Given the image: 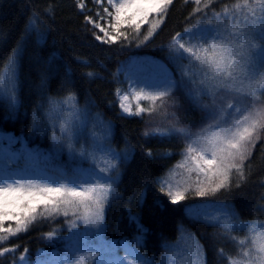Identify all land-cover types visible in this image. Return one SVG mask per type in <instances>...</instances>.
Returning a JSON list of instances; mask_svg holds the SVG:
<instances>
[{"label": "snow or ice", "instance_id": "snow-or-ice-1", "mask_svg": "<svg viewBox=\"0 0 264 264\" xmlns=\"http://www.w3.org/2000/svg\"><path fill=\"white\" fill-rule=\"evenodd\" d=\"M192 2L196 6L194 12L203 13V18L171 38L168 59L175 73L166 65L148 62L152 69L148 76L128 77L127 92L116 89L122 115L161 118L160 124L143 133L145 138L177 137L191 141L181 153L183 162L177 165L186 171L187 179L175 184L168 178L158 181L160 192L173 205L188 199L190 193L214 197L222 191L240 188L252 174L253 151L264 139V0H237L231 7L225 3L222 11L212 12L211 16L204 9L213 0ZM93 3L103 9V15L98 11L96 19L85 16L86 23L98 30L99 34L93 33L96 41L125 47L133 42L131 34L140 47L161 28L174 0H106L107 6L105 0ZM78 7L83 10L85 6L79 3ZM32 30H36L35 19L26 29ZM21 54L18 46L9 57L10 63H5V71L0 73V100H7L13 113L21 105L18 95ZM55 58V54L50 56L49 63ZM81 63L87 65L88 61ZM68 76L71 77L70 70ZM85 76L94 79L98 74L89 71ZM44 86L42 82L41 87ZM177 92H182L203 113L206 123L196 132L177 126L180 121L174 111L170 112L175 104H169V98ZM130 94L137 101L135 110L128 103ZM140 101H147L148 107H143ZM93 107L95 103L89 99L81 108L73 92L61 99L47 97L36 105L32 130L37 134L51 131L52 149L28 148L20 141L22 149L10 153L0 165V258L17 251L16 246H7L11 240L38 223H55L63 217L71 239L60 237L55 228L43 237L53 245L63 241V253H57L55 264H155L154 258L139 251L146 246L148 229L138 216L129 217L137 231L132 242L105 238V212L113 201L121 198L117 191L121 165L132 158L133 152L112 147L111 121L106 122L100 113L94 114ZM169 120L176 123L163 124ZM5 135L0 131V147ZM18 139L9 136V147ZM64 152L76 162L70 169L52 163L53 155L58 157ZM147 155L153 153L149 150ZM161 155L167 158L172 153ZM261 155L264 156V145ZM21 160L25 164L23 169L11 168V164H19ZM85 162L87 167L83 166ZM142 203L143 194L141 206ZM158 204L164 206L163 202ZM186 214L222 229L221 235L233 242L235 254L218 249L226 264H264V221L242 220L231 203H221L212 214ZM177 230L180 233L177 243L162 239L160 247L165 254L160 264H206L203 246L194 235L182 224ZM233 232L245 235L237 239ZM121 250L125 253L123 257L118 255ZM27 251L24 249L25 254ZM16 264L30 262L26 255H21ZM37 264L53 262L40 260Z\"/></svg>", "mask_w": 264, "mask_h": 264}, {"label": "trees", "instance_id": "trees-1", "mask_svg": "<svg viewBox=\"0 0 264 264\" xmlns=\"http://www.w3.org/2000/svg\"><path fill=\"white\" fill-rule=\"evenodd\" d=\"M236 2L213 0L204 11L211 16L212 12L222 11L225 3L231 7ZM79 3L85 5V10L78 7ZM92 7V0H0V73L5 71V63H10L9 57L14 50L18 46L22 49V54L18 56V95L21 105L18 112L13 113L7 100H0V130L23 136L30 145L50 151L51 131L37 134L32 130V113L36 105L47 97L61 99L69 92L76 94L81 108L91 99L95 103L92 112L100 113L106 122L111 121L114 129L112 147L117 150L131 149L133 152L132 158L121 171L117 187L121 198L113 201L105 212V238L132 242L137 231L129 217L138 216L140 223L148 229L146 246L139 248V251L154 258L155 264H160V258L165 254L160 247L162 239L177 243L180 237L177 226L182 224L203 246L206 264H226L218 255V249L223 248L226 253L235 254L233 242L221 235L222 229L189 218L186 208L199 201L211 203L214 208H218L221 203H231L242 220L264 221V199H261L264 196V156L261 155L264 139L257 143L253 151L252 174L240 188L234 187L227 193L222 191L214 197H196L190 193L188 199L173 205L160 192L158 181L161 178L179 182L187 179L186 171L177 165L184 160L181 153L188 139L145 138L143 133L160 124L161 118L156 115H145L143 119L122 115L116 96V89L122 83L117 70L132 55H151L164 61L175 73L168 59L171 38L176 32H183L184 28L193 27L201 21L203 13L194 12L196 6L192 0H174L161 28L149 41L137 47L139 41L130 34L129 38L133 42L121 47L119 44L106 45L95 40V29L85 21V16L92 14L88 10ZM33 19L36 30L26 31ZM146 28L147 25L142 28V34ZM142 39L143 35L140 37ZM53 54L56 58L49 63V57ZM83 60H87L88 64L81 63ZM68 70L71 71L70 78ZM89 71L98 74L97 78H87L85 73ZM69 79L72 83H69ZM42 82L45 85L43 88ZM169 104H175L170 112L174 111L179 119L177 126L196 129L206 123L203 113L182 92L170 97ZM172 123L176 121H163L164 125ZM149 150L152 156L147 155ZM164 152H171L172 155L163 158L161 154ZM53 160L66 167L76 163L69 159L67 152L58 157L53 155ZM158 202H163L164 206L160 207ZM63 219L61 217L55 223H38L27 233L11 240L7 246H16L17 251L0 258V264H16L21 255H26L30 264H33L40 250L62 249L63 241L53 245L43 237L55 228L59 230L60 237L67 238L70 233ZM232 235L241 239L245 233L233 232ZM24 249L28 250L26 254Z\"/></svg>", "mask_w": 264, "mask_h": 264}, {"label": "rangeland", "instance_id": "rangeland-1", "mask_svg": "<svg viewBox=\"0 0 264 264\" xmlns=\"http://www.w3.org/2000/svg\"><path fill=\"white\" fill-rule=\"evenodd\" d=\"M92 2H93V0H92ZM104 6H107L106 0H105V3H104ZM83 10H85V7L83 8ZM88 10L92 11V14L89 15V16L92 17L93 19H96V13L98 11L101 13V15H103V9L98 4L93 3V7L92 8H88ZM95 31H96L97 34H99L98 30H95ZM148 62H151V64H163V65L167 66V64L164 61H162V60H160L158 58H155V57H153L151 55H132L131 57H129L119 67V74H120L121 82H122L121 86H120V89L122 91H124V92L128 91V83H129L128 77H130V76L131 77H146V76L149 75V73L152 71V69L149 66ZM128 103L132 106L133 110H135L137 101L133 98V96L131 94L129 95ZM140 104L143 107H148V102L147 101H140ZM203 125L201 127H203ZM201 127L196 128V129H189V130L191 132H196ZM9 136H13V135L6 134L5 135V139L3 141V144H2V147H0V165H3L5 163V161L9 158L10 153L17 152V150H15L14 148H18V147L14 146L13 145L14 143L11 145V147H9V143H8ZM20 141H23L24 143H26L28 148H36V147L30 145L29 143H27L22 138H19L16 143H20ZM189 142H191V141L188 139V143ZM18 149L21 150L22 149V145ZM117 151H121V150H117ZM124 165L125 164L121 165L120 171H122ZM11 168L14 169V170L23 169L24 166L21 165V163H19V164H11ZM171 181L173 182V184L179 182L178 180H171ZM216 209H217V207L214 208V205L211 204V203L197 202V203H194L192 205H189L187 207V212H191L193 214H200V213L212 214V213H214L216 211ZM68 236L69 235H67L66 237H68ZM69 239H71V236H69ZM106 239L109 240L108 238H106ZM132 246L136 247L134 244H132ZM58 252L62 254L63 253V248L62 249L55 248V249H53V251H49V252L47 250H41L39 257L35 260V262L33 264H37V262L40 261V260H49V261L53 262V264H55ZM42 253H48L50 255L46 256V255H43ZM118 255L123 257L125 255V253H124L123 250H121V251H119Z\"/></svg>", "mask_w": 264, "mask_h": 264}]
</instances>
